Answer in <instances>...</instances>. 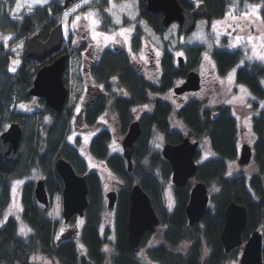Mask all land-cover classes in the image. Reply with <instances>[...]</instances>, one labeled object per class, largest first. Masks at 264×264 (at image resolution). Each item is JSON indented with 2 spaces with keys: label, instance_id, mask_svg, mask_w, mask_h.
I'll use <instances>...</instances> for the list:
<instances>
[{
  "label": "trees",
  "instance_id": "obj_1",
  "mask_svg": "<svg viewBox=\"0 0 264 264\" xmlns=\"http://www.w3.org/2000/svg\"><path fill=\"white\" fill-rule=\"evenodd\" d=\"M139 1L142 13L149 16L153 28L163 34L165 28L161 21L162 14L150 13L146 3ZM197 1L205 3L206 19L215 20L226 15L232 0ZM179 2L185 9L191 10L194 7L193 1ZM50 9H53V16L61 15L63 7L60 0H53L13 18L4 10V3L0 0V19L12 24L13 28L8 35L17 34L20 37L30 35L39 26L50 21L53 17L49 16ZM262 15L264 18V0ZM46 27L48 28V25L40 31L42 39L47 37ZM8 48L3 46V42L0 43V133L11 122L18 121L23 128V137L22 156L18 164L8 163L0 157V264H34L31 258L36 254L56 257L67 264H237L241 254L240 247L226 254L221 241L225 208L232 201L247 207V226L243 239L247 240L250 233L256 229H260L264 234V109L260 115L253 118V130L256 134L253 148L257 173L252 175H228V163L238 158L239 122L231 107L221 102V97L217 98L214 108L205 107L206 101L214 95L212 89L216 92L220 88L217 81L212 85L211 92L207 91L209 94L190 100L176 110L160 102L154 105L152 113L141 119L142 132L135 145L134 167L131 173L127 170L126 161L121 154L111 155V133H98L91 144L92 152L97 158L104 160L119 182L123 183V186L118 188L114 236L110 238L109 228H106L105 233L101 231L107 211L102 180L96 170L88 172L89 165L78 149L66 139L73 107H67V116L63 117L46 107L44 99L39 98L37 101L41 105V114L36 121L30 118L29 112L18 110L17 101L33 99L27 94V89L31 86L34 73H30L26 64L19 65L13 72L14 64L11 62ZM204 49L203 45L191 47L189 53L192 60L186 69L173 65L169 56L164 64L166 73L160 79L159 88L153 87V92H165L171 88L174 80L184 78L187 69L197 66L196 60L201 58ZM215 56L218 76L227 75L228 71L243 61V54L239 51L221 49L216 51ZM195 57L198 59L194 61ZM124 64L122 61L110 60L106 65L107 69L114 70L124 67ZM263 78L264 68L256 63L245 64L236 72L237 83L246 85L260 101L264 99ZM131 82L134 93L140 94L139 82H133L132 78ZM206 86L209 88V85ZM16 98L18 100L15 102ZM138 103L122 101L117 105L116 109L123 123V133L132 118L130 106ZM172 114L187 127V135L201 141L207 139L215 154L199 164L195 177V180L205 182L214 190L211 207L202 221L194 226L188 225L185 213L191 185L174 187V200H165L164 188L171 175V165L162 157L160 149L154 148L150 143L153 129L159 131L167 142L177 144L182 141L184 135L171 128ZM60 156L69 160L78 173L87 174L89 207L85 213V224L79 240H67L59 244L55 239L57 222L37 203L33 181L24 185L22 194V217L27 229L22 232L18 220L14 216L6 217L5 211L10 205L12 181L28 176L33 170L41 171L50 195L61 192L63 183L54 168V159ZM135 182L140 183L150 195L152 204L161 218L159 232L146 233L138 252L130 246L127 230L129 192ZM153 236L156 238L151 244L149 240ZM107 246L111 249L109 258L105 251Z\"/></svg>",
  "mask_w": 264,
  "mask_h": 264
},
{
  "label": "rangeland",
  "instance_id": "obj_2",
  "mask_svg": "<svg viewBox=\"0 0 264 264\" xmlns=\"http://www.w3.org/2000/svg\"><path fill=\"white\" fill-rule=\"evenodd\" d=\"M1 1L4 3V10L7 11L13 18H16V16H19L20 14H22V12L27 13L33 10L35 7L45 5L46 3H48L49 0ZM18 3L20 4L19 9H17ZM104 3V11L111 16L115 24H119L124 16L129 17L130 19L137 16V14L139 13V0H80L77 4L64 10L61 13L60 18L64 22H66V20L71 16L75 19H78V17L84 18L81 15L83 12H80L82 8H84L85 15L89 18V12L94 10L97 11L98 8L100 10L101 6ZM109 9H111V11H109ZM262 11L263 0H232L224 18H221L219 20L199 19L197 20L195 30L190 34L182 36H178V26L176 23H173L164 32L162 36H157L155 33L152 32L148 37V43L145 42L143 44H146V46L152 48L154 53L156 51V54H158L161 48L164 47V43H167L170 49L176 53L186 47L203 45L205 49L201 57V63H199L198 67L199 71L204 74L205 71L209 70L210 66H212L213 68L212 61H209V58L215 46H220L221 48H223L226 44H228L231 45V50H240L243 53V61H241L240 65H243L246 61L252 63L254 61L257 62L258 60V63H262L264 62V58H261L264 57V18L262 15ZM90 19L91 24H94L95 20H93L92 18ZM83 20L85 22V18ZM11 25L12 24H9L5 19H0V42L3 38L5 44L7 46L9 45L11 62H13L14 64V68H12V71L15 72L16 68L19 65L23 64L25 44L29 36L24 35L18 37L17 34L8 35L7 33L10 31L11 28H13V26ZM44 26L45 25H41L38 29L40 30ZM64 35L65 40L67 41L68 27L66 23H64ZM90 35L94 40L101 39L100 33H98L95 29L91 30ZM79 36L82 39V35L80 34V32ZM77 39L78 38H76L75 42H77ZM43 64V62L30 60V62H28L26 66L29 68L30 73H33L39 66H42ZM67 66L68 67L64 75L66 78L67 86L71 88V93L67 105H75V108L73 110L74 115L78 111L79 103H81V95L76 88L77 81L75 76L77 74V63L72 58ZM216 79L220 83V88L216 92L213 90L214 95L206 101L205 107L210 109L214 108L216 105L215 103H217V98L221 97V102L230 106L232 109V113L236 115L239 120L238 142H248L250 144H253L256 139V134L252 128L253 118L248 117L254 113H256V115H260L261 110L264 109V101H260V99L255 97L248 87L243 84H238L236 82L235 68L229 71L226 76L216 75L213 78V82L214 80L216 81ZM155 81L156 80L154 79V82ZM262 84L264 86V78L262 79ZM163 98L169 99L171 97L169 94H166L163 96ZM17 100L18 99L16 98L14 101L16 102ZM35 106L36 105L33 100L16 102V108L18 110L29 112L30 118L36 121L39 120V115L41 114V112L39 108ZM62 116L66 117V112L63 113ZM110 116V119L108 116L103 118L104 123L100 122L99 129L107 128L113 133V138L111 142V152L122 153L121 143L125 134L120 132L121 128L118 125L117 118H115V116L113 115ZM69 124L70 127H67V141L75 145L76 138H79V142L76 145L89 167L95 169L99 173L103 185L102 192L103 195H105L106 191H108L110 188H113L114 183L117 179L115 178L111 169L106 165V163L103 160L98 159L96 155L92 152L91 139L92 134L96 131V129L88 128L85 125L82 128H77L74 125L73 116L72 120L68 122V125ZM171 126L173 129L179 130L184 136L188 134L187 127L174 114L171 116ZM27 133H30L29 129ZM164 142L165 140L162 134L158 132H153L151 145L154 148L160 149ZM212 156L213 152L210 148L208 141L203 140L201 143V150L197 157V162H203ZM255 173H257V166L254 161L247 165H240L238 163V160L228 163V175L232 177L240 175H252ZM40 177H42V173L40 170L36 169L33 170L28 176H25L21 179H14L11 183L10 205L5 211V216H14L18 220L22 232L27 229V226L23 221L22 217L23 188L27 182H35ZM213 190V188L210 189L211 194L213 193ZM164 196L169 201L174 200V188L173 184L171 183L170 177L164 188ZM62 209V194H53L48 214L53 221L57 222L58 232L55 234V237H59V234L65 226L62 217ZM114 214L107 212L103 220H110L114 216ZM83 220L84 219L82 218H77L70 224L72 227L78 226L81 228ZM104 227L111 228V225H109V223L105 221ZM155 238L156 237L153 236L149 240V243H151V241H154ZM154 242H152L151 244H153ZM105 251L109 258L111 256V249L109 248V246L105 248ZM31 261L34 264H67L56 257L49 258L42 254L33 255Z\"/></svg>",
  "mask_w": 264,
  "mask_h": 264
},
{
  "label": "water",
  "instance_id": "obj_3",
  "mask_svg": "<svg viewBox=\"0 0 264 264\" xmlns=\"http://www.w3.org/2000/svg\"><path fill=\"white\" fill-rule=\"evenodd\" d=\"M74 0H64V7H68ZM152 13H162L163 26L167 27L177 21L185 33H190L196 26V20L207 15L205 3L198 4L194 9H185L179 0H144ZM64 37L62 24L56 25L46 41H41L39 34L31 36L25 47L28 58L43 60L46 56L63 49ZM69 55H59L51 64L43 66L35 75L32 87L28 90L31 96L43 97L46 104L61 113L68 100L69 90L64 82V71ZM179 65L184 66V58L179 57ZM201 87L199 73L191 71L186 80L175 88L177 94L186 91H196ZM83 113L81 109L76 115V124L82 125ZM141 135L139 121H134L122 142L123 155L127 159L128 169H133V153L135 142ZM23 130L19 122H12L7 130L0 134V157L12 164H18L22 156L21 140ZM199 141L186 137L180 143L167 142L162 147V155L168 160L172 168V182L176 187H184L190 179L195 178L198 164L195 156L198 152ZM253 157V148L244 143L240 147L239 163L247 164ZM1 167V164H0ZM55 168L63 181V216L68 223L72 216H83L89 205L87 176L79 174L72 163L64 157H59ZM36 200L47 209L50 198L45 186V180H37L34 188ZM108 209L113 211L118 198L116 190L107 192ZM129 214L127 220L128 242L135 251L140 250L141 240L146 232H154L160 225L161 219L156 213L149 194L137 183L133 185L129 195ZM210 193L203 181H196L191 190L190 198L185 207L189 226L200 223L208 210ZM247 207L235 201L225 208V223L221 233V240L225 252L229 254L234 248L242 246L240 264H263V234L254 230L248 240L243 243L242 233L247 225Z\"/></svg>",
  "mask_w": 264,
  "mask_h": 264
},
{
  "label": "flooded vegetation",
  "instance_id": "obj_4",
  "mask_svg": "<svg viewBox=\"0 0 264 264\" xmlns=\"http://www.w3.org/2000/svg\"><path fill=\"white\" fill-rule=\"evenodd\" d=\"M52 1L53 0H49L48 2L51 3ZM79 1L80 0H76L75 2L71 3L67 7V9L77 4ZM193 4H194L193 9H194L195 6L198 4L197 0L193 1ZM104 5L105 3L101 6L100 10L98 8L97 11L95 10L90 11L89 18L85 15L84 8H82L80 12L81 11L83 12L81 15L85 18V22L83 20L84 18L78 17V19L77 18L75 19L72 16L68 18L66 22H64L59 17L61 15L53 16L54 14L53 9L52 10L50 9L49 16H53V17L47 23L42 24L45 26L48 25V28L46 27L48 30L45 29L47 33L46 39H42L40 37V31L45 26L40 30L38 29L39 28L38 27L37 28L38 31L36 29L30 35H25V36H29L26 40V43L28 39L36 33L39 34L41 41H46L49 37L51 30L58 23H62L63 28H64V23H66L68 27V40L64 48L59 52H54L46 56L41 61L35 58L26 57L25 49L23 55V64H27L28 62H30V60H35L44 63L42 66H39L33 72L34 76L32 77V81H31L32 83L30 87H32L33 85V81L37 71L41 69L43 66L51 64L59 55L63 53H67L69 55V61H71L72 58L76 61L77 63V74L75 76L77 81L76 88L81 95L80 96L81 103H79V108L78 107L77 108L78 111L80 109L84 111L83 123L80 128H82L85 125L88 128L96 129V131L93 132L92 134L91 144L93 139L100 132L108 131L109 133H111V136L113 137V133L109 129L107 128L99 129L100 122L104 123L103 118L106 116H108L109 119L111 118L110 115L115 116V118H117L118 125L121 128V131L120 130L119 131L123 132L122 131L123 123L122 120L120 119V114H118L119 112L116 109L117 105L121 104L122 101H125L127 103H129L130 101L139 102L138 104L130 106V114L132 118L129 120L126 131H128L129 126L134 121H139L140 128L142 131L141 119L145 118L147 115H150L152 113L155 104L160 102L163 103L164 105H168L169 107L171 106L173 110H176L181 105L189 102L190 100H194L202 96L203 94L204 95L209 94L207 93V91L211 92L213 78L217 75L218 72L215 53L217 50L220 49L231 50L230 49L231 45L228 44H226L223 48H221L220 46H215L209 58V61H212L213 68L212 66H210L209 70L205 71V74L199 71V67H198L199 63H201L200 57L202 56L199 57L200 58L199 60H196L198 59V57H195V59L193 58L194 61L196 60L197 66L194 65V68L187 69L186 76L184 78H180L179 80H174V84L171 86V88H169L165 92L155 93L153 92V87L156 89L159 88L160 79H162V77L166 73L164 69L165 60L169 56H171L173 60V65L179 67L180 69H186L188 67V64L192 60L191 59L192 55H190L189 53L191 47L183 48L179 50L178 53H176L170 49L168 44H165L163 45L164 47L161 48L159 53L156 54V51L154 53L152 48L146 46V44L143 43L145 42L148 43V37L152 32L155 33L157 36H162L164 33L160 34L158 33V31H156L153 28L149 16L143 14L140 9V1H139V13L137 14V16L130 19L129 17L124 16L119 24H115L111 16L104 11L105 9ZM148 11L152 13L149 9ZM90 18L95 20L94 24H91ZM57 19L59 21H57ZM162 19H163V14L161 15V21ZM173 23H176L178 26V36L185 35L183 33L181 26L177 22H173ZM173 23H171V25ZM170 26L168 27L163 26V27L165 28L166 31ZM92 29H95L98 33H100L101 35L100 40H94L91 37L90 33ZM79 32L82 35L81 36L82 39L79 36ZM76 38H78L77 42H75ZM3 46H5L4 42H3ZM237 51L241 52L240 50ZM181 56L184 58V62H185L184 66L179 65L178 58ZM110 60H117L120 62L122 61L125 63L124 67L122 68L118 67L117 69L114 70L107 69L108 65L106 64H108ZM240 63L237 66H235L237 67L236 70L245 64L252 65L255 63L260 64L261 67L264 68V62L258 63V60L257 62L254 61L252 63L246 61L243 65H240ZM191 71H197L200 74L202 80L201 90L196 92L188 91L182 94H177L175 92V88L178 87L187 78L188 74ZM131 78L133 82H139V84L141 85L140 94L134 93L133 90L134 86L131 82ZM154 79L156 80L155 82ZM64 82L65 85L67 86L65 75H64ZM206 85H209V88ZM67 87L69 88V86ZM69 90H71V88H69ZM166 94L167 95L169 94L171 98L169 99L163 98V96ZM39 98L40 97H35L33 98V100L35 102L36 107L39 108L40 110L41 105L37 101V99ZM45 106L50 108V106L46 104V101H45ZM70 106H72L74 110L75 105H70ZM76 114L77 113H75L74 116ZM256 116H257L256 113H254L251 114L248 118H253ZM153 132L160 133L156 129H153ZM152 138L153 137L150 138V143H152ZM114 212L115 210L109 213L114 214ZM77 218L84 219L81 228L78 226L72 227L70 224L72 221H74ZM105 221H107L109 225H111V228H109V236L110 238H112L114 236L113 224L115 221V216H113L110 220L108 219L103 220L101 226L102 233H105L106 231V227H104ZM84 224H85V215L73 216L72 219L69 221V223L65 224L63 230L59 234V237L58 236L55 237L56 241L59 244L67 240L77 241L81 236L82 228ZM158 230L156 232H158ZM57 232L58 229L56 227L55 234Z\"/></svg>",
  "mask_w": 264,
  "mask_h": 264
},
{
  "label": "snow or ice",
  "instance_id": "obj_5",
  "mask_svg": "<svg viewBox=\"0 0 264 264\" xmlns=\"http://www.w3.org/2000/svg\"><path fill=\"white\" fill-rule=\"evenodd\" d=\"M19 7H20V4L18 3L17 4V9H19ZM29 10H31V9H29ZM109 11H111V9H109ZM118 22V21H117ZM261 58H264V57H261ZM21 107H23V106H21Z\"/></svg>",
  "mask_w": 264,
  "mask_h": 264
},
{
  "label": "bare ground",
  "instance_id": "obj_6",
  "mask_svg": "<svg viewBox=\"0 0 264 264\" xmlns=\"http://www.w3.org/2000/svg\"><path fill=\"white\" fill-rule=\"evenodd\" d=\"M171 175H172V173H171Z\"/></svg>",
  "mask_w": 264,
  "mask_h": 264
}]
</instances>
